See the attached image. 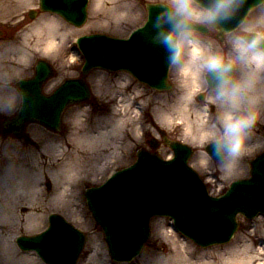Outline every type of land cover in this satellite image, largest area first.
<instances>
[{
    "label": "water",
    "instance_id": "obj_1",
    "mask_svg": "<svg viewBox=\"0 0 264 264\" xmlns=\"http://www.w3.org/2000/svg\"><path fill=\"white\" fill-rule=\"evenodd\" d=\"M263 2L235 0L222 17L213 21L218 36L235 30L248 12ZM40 6L77 26L86 15L85 0H40ZM164 6L147 4L146 23L128 40L101 34L80 38L78 44L86 58L82 77L65 81L49 96L42 93V84L53 71L47 62L38 61L34 77L16 83L21 108L13 119L2 122L3 128L18 135L27 122L37 121L59 130L64 109L90 99L83 78L94 68L126 70L151 88L169 90L167 72L172 45L158 34L157 25V16ZM199 27L203 34L209 33L207 26ZM40 67L43 71H38ZM166 143L173 149L174 159L164 161L140 150L133 166L117 172L103 186L86 192L89 209L104 232L114 260L127 261L141 251L149 237L150 218L155 215L171 217L179 231L207 247L231 239L237 229V214L246 218L259 212L264 214V152L250 162L251 178L235 182L221 197H210L198 175L187 165L191 149L177 142ZM50 224L42 235L19 238L20 247L35 250L49 264H74L83 246V234L56 215L50 217Z\"/></svg>",
    "mask_w": 264,
    "mask_h": 264
},
{
    "label": "rangeland",
    "instance_id": "obj_2",
    "mask_svg": "<svg viewBox=\"0 0 264 264\" xmlns=\"http://www.w3.org/2000/svg\"><path fill=\"white\" fill-rule=\"evenodd\" d=\"M118 2L120 3V7L123 4L126 6L130 5V12L118 18H113L110 13L112 12L113 7H116ZM149 2H161L165 4V0H99L98 5H92L89 8L90 14L88 21L80 29L70 26L58 16L47 13L36 15L35 19L31 20L28 17V12L32 8L35 10L37 9V0H32L30 5L17 11L16 14L18 17H16L15 20H11L12 17L10 16H0V46L3 45L2 42L12 40L14 35L19 36L27 33L30 29L28 28V25L44 16L58 18L64 24L62 31H65V35L67 34L63 39L57 38V42L62 40L60 42L62 45L54 52L48 53L47 56L42 55L41 53H34L30 63L24 65L20 71L10 77L8 76L6 80L2 81L5 83L6 89L15 92L16 99L15 105L10 112L0 111V122L6 117H13L17 113L20 107V95L14 84L19 79L33 76L34 65L37 60H47L55 70L54 76H52L43 87L44 92L49 94L65 79L80 77L83 59L80 58L81 55L76 45L73 46V42L78 36L91 33H103L114 37H125L133 28L140 26L142 23L144 24V21L146 20L145 4ZM18 20H21V23L15 29H12L14 21ZM261 21H264V4L250 13L248 23L245 24L243 28L257 26L258 22ZM240 30L241 29L238 31ZM215 34V31L211 30L209 35L203 37L207 40L219 42ZM30 36L31 38L30 40L28 39V42L31 47L38 40V35L31 34ZM228 38L229 35H226L224 38L225 44L227 43ZM18 40L20 41V44L23 43V40ZM23 45L26 47L28 43L25 42ZM86 82L90 87L91 99L88 102L71 106L65 110L62 116L60 132H53L38 123L30 122L25 126L24 131L20 135L12 136L9 132L4 131L2 127H0V158L6 155L9 158L29 155L31 156L29 160H31L32 155L34 154L37 158L35 159L36 163H49L50 158H48V156H51V153L43 151L44 141L51 139L54 135L68 138L70 132L73 131L74 119L76 118L77 112H81V109H84L81 114L85 115L87 127L92 129L101 125V120H99V118L103 114L110 115L112 111L115 112L114 114H117V111L115 110L117 105L124 104L121 109L122 113L120 114V117L127 121V126L124 129V134H122L120 138L117 136L116 140L119 146L117 149H114L112 148V145L109 144L104 149L99 148L100 156L96 159L89 158L88 160H83L81 162L84 174L80 178L78 177L77 183L73 186L77 189L76 193L70 195V192H67V202L63 203L62 200H51L50 197L54 195L53 193L56 191L57 187L49 177L43 179L40 185L43 193L41 194L42 197L39 196V198L42 199L39 200L40 203L35 205V210H38V214H43L41 224L29 233H26L20 228L10 231L5 225L0 224L1 243L2 240H7V244H15L14 238L12 240L11 237L13 234H15L14 237L16 238L18 235L30 236L41 232L48 225V215L54 213L64 218L68 223L82 231L86 236L84 248L81 251L77 264H90L88 259L89 257H92L94 252H96L97 257L101 259H104V255L106 254L110 263L115 264L116 262L111 260L108 255L102 231L94 221L86 206L84 191L89 187H95L101 184L112 172L132 164L136 158L135 150L137 148L150 149L161 157L168 156L171 152L163 141H161L162 138L159 131H163L165 136L171 140L183 141L193 147L194 153L189 160V164L205 180L207 188L212 195H219L224 192L232 180L249 177L248 160L264 149V137L262 132L264 127L263 116L257 123L250 141V143L257 146L253 151L243 157L240 161V166L235 171L225 174L215 162L213 163L214 165L210 166L202 164L198 156V151L203 149L200 142L197 144L190 143L188 140L189 138L191 140V136L187 134L186 131H183L184 129L181 128V126H178V118L175 112L177 98L182 94H187V92L191 91L192 83L190 80H185L181 83V79L177 75L175 66L169 71V82L172 84V89L168 92H158L148 89L125 72L112 73L103 70H93L86 76ZM50 84H52L51 88H48V85ZM197 94L200 93L194 94L193 106L197 105L202 108L206 101L203 100L202 102H197L195 100ZM145 104H148V106L145 107ZM190 105L192 106V104ZM138 106H142V108H135ZM128 110L132 118L131 121L128 120V114L125 116L123 115V113ZM162 111L168 112L167 116L169 117V121L167 122V125H157L155 123L156 118L158 117L157 115ZM189 118L192 119V116H189ZM137 125L141 127V132H138L135 129V126ZM154 137H157L155 138L156 141H160L157 149H152L147 144L148 138L153 139ZM37 139H42L41 143H37ZM198 144L200 146H198ZM94 161H97V163ZM47 184H49V189ZM237 218L240 225L238 231L229 243L202 248L178 233L169 218L154 217L150 222V236L141 253L133 259L135 260L133 264H143V261L148 258V252L152 253L162 250L165 254L168 253L172 244H178L180 246L183 243H188V245H191L196 252H211L213 249H218L220 251V249H224L225 246L234 243L235 240L239 249L248 244L250 250L261 251V254L258 256V258H260L259 264H264V216H260L253 220H248L242 216H238ZM23 227L25 228L24 225ZM165 235L169 238L165 237ZM17 252L20 254L25 253L20 251L18 247ZM248 253L252 256H256L253 251H249ZM30 254H28V256L35 259H31L32 262L36 261L37 264H44L40 259L35 258L36 255ZM0 258V264H5L7 259L2 257L1 254ZM252 264H257V259H255Z\"/></svg>",
    "mask_w": 264,
    "mask_h": 264
},
{
    "label": "bare ground",
    "instance_id": "obj_3",
    "mask_svg": "<svg viewBox=\"0 0 264 264\" xmlns=\"http://www.w3.org/2000/svg\"><path fill=\"white\" fill-rule=\"evenodd\" d=\"M31 2L32 0H0V16H10L12 17L11 20H15L16 17H18L16 14L17 11L27 7ZM98 4L99 0H93V5ZM129 7L130 5L126 6L125 4L120 7V3L118 2L116 7H113L110 15L113 18H118L130 12ZM39 20L28 25L30 29L27 33L19 36L14 35L12 40L2 42L3 45L0 46V87L6 89L5 83L2 81L6 80L8 76L10 77L20 71L24 65L30 63L34 53H41L47 56L48 53L54 52L62 45V43H60L62 40L60 42L56 40L57 38L63 39V37L67 35H65V31H62L64 24L53 16H44ZM20 23L21 20L14 21L12 29H15ZM31 34L38 35V40L30 47L28 39L30 40ZM18 39L23 40V43L27 42L28 45L25 47L23 43L20 44ZM52 39L55 40L54 44H50V40ZM51 85L52 84L48 85V88H51ZM185 95L186 94H182L177 98L175 112L178 118V126H181V128L184 129L183 131H186V133L191 136V140L190 138L188 140L190 143L197 144L200 142L201 108L197 105L193 106V100L191 103H186L182 99ZM190 104H192L193 107ZM123 105L124 104L117 105L115 109L117 114H114V111H112L110 115L103 114L99 118V120H101V125L92 129L87 127L85 115L81 114L84 109H81V112H77L76 118L74 119L73 131L70 132L68 138L54 135L51 139L44 141L43 151L51 153V156H48V158H50L49 163H36L35 159L37 158L34 154L31 160H29L31 157L29 155L16 158H9L7 155L1 157L0 224L5 225L10 231L20 228L26 233L33 231L35 227L41 224L43 214H38V210H35V205L40 203L39 200L42 199L39 198V196L42 197L41 194L43 193L40 185L42 180L46 177L52 179L57 187L56 191L53 193L54 195L50 197L51 200H62L63 203L67 202V192L69 191L70 195L76 193L77 189L73 186L77 183L78 177L80 178L84 174L81 162L89 158L96 159L100 156L99 148L104 149L109 144H111L114 149H117L119 146L116 140L117 136L120 138V136L124 134V129L127 126V121L120 117ZM129 110L123 113V115L125 116L128 114V120L131 121L132 118ZM211 110L214 114V108H211ZM167 115V111H162L157 115V122L155 121V123L157 125H167L169 121ZM189 116H192V119H190ZM5 119L11 120L7 117ZM135 129L138 132L142 130L139 125L135 126ZM41 140L42 139H37L36 142L41 143ZM198 146L200 145L198 144ZM202 151L203 149L198 151L200 162L207 166L214 165V160L206 161L205 158L201 156ZM94 162L97 163V161ZM216 165L220 167L219 163ZM239 166L240 162L238 167ZM14 236L15 234L11 236L12 240ZM165 237L169 238L166 235ZM1 239L0 233V243ZM7 243V240H2L0 245V254L7 259L5 264H37L36 261H34L35 263L32 262L31 259H34L33 257L30 258L28 256L30 253L34 255H36V253L30 250L23 251L27 253L20 254L17 252V246H15V244ZM191 248L192 246L188 245V243H183L180 246L178 244H172L171 249L166 254L162 250L152 253L148 252V258L143 261V264H252L255 259H257V264H259L260 258H258V256L261 254L259 250H250L248 244L239 249L236 245V240L234 243L225 246L224 249H220V251L218 249H213L211 252H196L195 249L192 248L191 250ZM249 251L255 252L256 256L250 255V253H248ZM35 258L40 259L37 255ZM88 260L90 264H113L110 263L106 254L104 255V259H101L97 257L96 252H94L92 257H89ZM134 261L135 260L131 262H114H116L115 264H133Z\"/></svg>",
    "mask_w": 264,
    "mask_h": 264
},
{
    "label": "clouds",
    "instance_id": "obj_4",
    "mask_svg": "<svg viewBox=\"0 0 264 264\" xmlns=\"http://www.w3.org/2000/svg\"><path fill=\"white\" fill-rule=\"evenodd\" d=\"M234 3L165 0L157 16L158 34L172 45L171 64L181 83H192L182 99L191 103L195 93H205L206 103L200 109L201 156L218 161L225 174L235 171L255 149L250 141L264 116V21L230 31L226 44L205 39L199 27L212 30L213 21ZM15 99L14 91L0 87V111L10 112ZM209 106L215 109L212 115Z\"/></svg>",
    "mask_w": 264,
    "mask_h": 264
},
{
    "label": "snow or ice",
    "instance_id": "obj_5",
    "mask_svg": "<svg viewBox=\"0 0 264 264\" xmlns=\"http://www.w3.org/2000/svg\"><path fill=\"white\" fill-rule=\"evenodd\" d=\"M38 71H43V68L42 67L38 68Z\"/></svg>",
    "mask_w": 264,
    "mask_h": 264
},
{
    "label": "flooded vegetation",
    "instance_id": "obj_6",
    "mask_svg": "<svg viewBox=\"0 0 264 264\" xmlns=\"http://www.w3.org/2000/svg\"><path fill=\"white\" fill-rule=\"evenodd\" d=\"M39 14V13H38ZM209 108H214V107H212V106H209ZM157 145L159 144L158 142L156 143Z\"/></svg>",
    "mask_w": 264,
    "mask_h": 264
}]
</instances>
